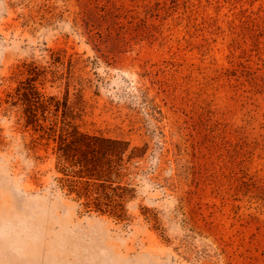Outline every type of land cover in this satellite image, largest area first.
<instances>
[{"label": "rangeland", "instance_id": "rangeland-1", "mask_svg": "<svg viewBox=\"0 0 264 264\" xmlns=\"http://www.w3.org/2000/svg\"><path fill=\"white\" fill-rule=\"evenodd\" d=\"M0 264H264V0H0Z\"/></svg>", "mask_w": 264, "mask_h": 264}, {"label": "trees", "instance_id": "trees-1", "mask_svg": "<svg viewBox=\"0 0 264 264\" xmlns=\"http://www.w3.org/2000/svg\"><path fill=\"white\" fill-rule=\"evenodd\" d=\"M113 169V168H112ZM87 175H79V180H72V184L70 185V191H74L76 192L79 196H85L87 201L84 203L87 207H91V189H89L88 187H83L85 188L86 190L84 191L81 187V184L83 182L81 181H85L88 185H90V182L92 179H97V180H104L106 181L107 179H105L103 177V175H99V174H95V173H92V172H88L86 173ZM83 178V179H82ZM106 197L108 196L109 197V193L106 192ZM98 206H101V205H98ZM99 209H101V207H98ZM102 210V209H101Z\"/></svg>", "mask_w": 264, "mask_h": 264}]
</instances>
